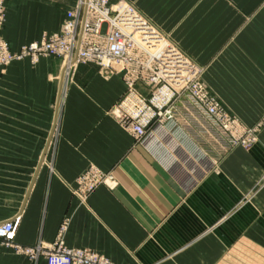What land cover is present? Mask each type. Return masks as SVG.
Instances as JSON below:
<instances>
[{"label":"crops","instance_id":"obj_1","mask_svg":"<svg viewBox=\"0 0 264 264\" xmlns=\"http://www.w3.org/2000/svg\"><path fill=\"white\" fill-rule=\"evenodd\" d=\"M78 1L5 0L2 37L19 52L61 32ZM121 2L204 68L229 114L249 128L264 120V0H110ZM62 69L42 58L0 73V223L21 216L18 244L51 247L67 223V247L116 264H264V124L250 150L191 138L204 158L188 146L153 153L111 113L120 76L81 65L62 89ZM92 168L118 185L84 203L74 192ZM0 264L47 261L0 245Z\"/></svg>","mask_w":264,"mask_h":264},{"label":"built area","instance_id":"obj_2","mask_svg":"<svg viewBox=\"0 0 264 264\" xmlns=\"http://www.w3.org/2000/svg\"><path fill=\"white\" fill-rule=\"evenodd\" d=\"M5 17L0 0V73L16 61L35 65L42 58H56L63 62L62 89L72 83L81 65L93 64L106 76H120L126 92L111 113L136 144L153 153L158 149L168 153L167 146L174 151L188 146L204 158L191 138L203 139L224 155L235 148L250 150L258 142L264 120L249 128L229 114L206 88L204 68L130 3L112 6L110 0H79L67 11L61 32L44 34L19 52L2 37ZM77 184L74 196L84 203L100 187L118 185L112 172L93 168ZM20 224L21 216L0 223V245L18 256L33 262L45 258L47 264H115L91 250L67 247V223L51 247L20 245L16 242Z\"/></svg>","mask_w":264,"mask_h":264},{"label":"rangeland","instance_id":"obj_3","mask_svg":"<svg viewBox=\"0 0 264 264\" xmlns=\"http://www.w3.org/2000/svg\"><path fill=\"white\" fill-rule=\"evenodd\" d=\"M4 5H5V0H4ZM5 14H6V12H5ZM94 252V251H93ZM96 253V252H95ZM98 254V253H97ZM100 255V254H99ZM100 256H102V257H105V256H103V255H100ZM106 258V257H105ZM108 259V258H107ZM110 260V259H109ZM116 264V263H115Z\"/></svg>","mask_w":264,"mask_h":264}]
</instances>
